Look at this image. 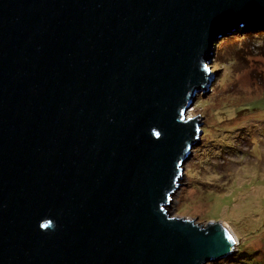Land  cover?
Here are the masks:
<instances>
[{
    "label": "water",
    "instance_id": "95a60500",
    "mask_svg": "<svg viewBox=\"0 0 264 264\" xmlns=\"http://www.w3.org/2000/svg\"><path fill=\"white\" fill-rule=\"evenodd\" d=\"M264 0H0V264H209L240 239L167 208L224 33Z\"/></svg>",
    "mask_w": 264,
    "mask_h": 264
},
{
    "label": "rangeland",
    "instance_id": "374dc122",
    "mask_svg": "<svg viewBox=\"0 0 264 264\" xmlns=\"http://www.w3.org/2000/svg\"><path fill=\"white\" fill-rule=\"evenodd\" d=\"M262 31L242 30V36L252 32L256 39L214 50L209 70L217 74L210 91L198 94L187 113L200 116L203 135L167 211L205 226L223 221L241 238L231 257L209 264H264V40L257 37Z\"/></svg>",
    "mask_w": 264,
    "mask_h": 264
},
{
    "label": "trees",
    "instance_id": "16d2710c",
    "mask_svg": "<svg viewBox=\"0 0 264 264\" xmlns=\"http://www.w3.org/2000/svg\"><path fill=\"white\" fill-rule=\"evenodd\" d=\"M241 29V31L242 30H244V27H241L240 28ZM238 30H234L233 31V33L231 34V35H233V36H228V37H226L224 40H222V42L220 41V42H218L217 44H215L214 45V50L217 52L218 51V46L220 45H223V43L224 44H226V43H228V42H230V41H235V40H240V39H242V38H247V39H256V36L254 35V33H252V32H246V33H244L243 34V36H242V34H241V31H238ZM228 33V32H227ZM259 36H257V37H261V38H259V40L260 39H262V40H264V31H262V32H258L257 33ZM230 35V34H229ZM239 246H240V244H239ZM236 257H239V252H238V250H237V254H236ZM236 257L234 258V259H236Z\"/></svg>",
    "mask_w": 264,
    "mask_h": 264
},
{
    "label": "bare ground",
    "instance_id": "6f19581e",
    "mask_svg": "<svg viewBox=\"0 0 264 264\" xmlns=\"http://www.w3.org/2000/svg\"><path fill=\"white\" fill-rule=\"evenodd\" d=\"M230 228V227H229ZM231 229V228H230Z\"/></svg>",
    "mask_w": 264,
    "mask_h": 264
}]
</instances>
